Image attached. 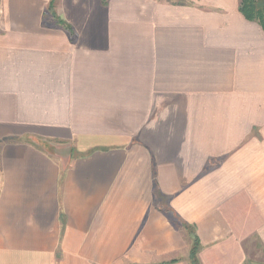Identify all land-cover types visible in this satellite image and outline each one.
Returning a JSON list of instances; mask_svg holds the SVG:
<instances>
[{"label": "crops", "instance_id": "obj_1", "mask_svg": "<svg viewBox=\"0 0 264 264\" xmlns=\"http://www.w3.org/2000/svg\"><path fill=\"white\" fill-rule=\"evenodd\" d=\"M51 2L0 0V264H185L184 224L200 264H264L241 0Z\"/></svg>", "mask_w": 264, "mask_h": 264}, {"label": "trees", "instance_id": "obj_2", "mask_svg": "<svg viewBox=\"0 0 264 264\" xmlns=\"http://www.w3.org/2000/svg\"><path fill=\"white\" fill-rule=\"evenodd\" d=\"M56 3V0H52L49 11L54 10V5ZM240 12L250 22H255L259 24V26L264 31V0H241L240 2ZM57 23H59L62 27L66 28L69 33H71V28L65 24L60 19H56ZM189 226L183 225L184 230L187 232V235L192 238V248L189 254V259L191 264H200V261L198 259V254L201 248L200 241L198 237L193 233L194 230L192 229V232L188 228Z\"/></svg>", "mask_w": 264, "mask_h": 264}, {"label": "rangeland", "instance_id": "obj_3", "mask_svg": "<svg viewBox=\"0 0 264 264\" xmlns=\"http://www.w3.org/2000/svg\"><path fill=\"white\" fill-rule=\"evenodd\" d=\"M188 261H189V263H188ZM191 261H190V259L188 260V257L185 259V264H191L190 263Z\"/></svg>", "mask_w": 264, "mask_h": 264}]
</instances>
